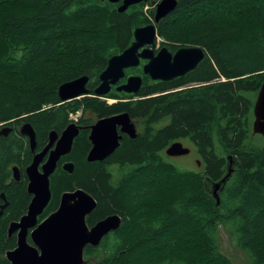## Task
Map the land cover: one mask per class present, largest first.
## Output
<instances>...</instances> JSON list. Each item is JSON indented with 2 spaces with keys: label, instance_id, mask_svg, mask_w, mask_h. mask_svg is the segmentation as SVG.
I'll use <instances>...</instances> for the list:
<instances>
[{
  "label": "trees",
  "instance_id": "1",
  "mask_svg": "<svg viewBox=\"0 0 264 264\" xmlns=\"http://www.w3.org/2000/svg\"><path fill=\"white\" fill-rule=\"evenodd\" d=\"M120 3L0 0V126H10L0 134V192L7 201L0 264L15 245L9 223L31 198L23 171L33 152L18 128L30 123L36 152L50 131L59 135L71 121L81 128L49 177L51 198L38 220L56 209L62 192L76 188L96 201L88 224L119 215L115 230L84 249L87 264H235L222 250L221 231L247 264H264V139L252 130L264 81V0H176L155 23L157 44L171 52L199 46L204 58L167 81L150 79L140 63L125 69L141 76L137 93L112 87L99 97L93 89L108 59L130 45L136 27L154 21L153 0L122 12ZM82 75L89 92L61 102L59 85ZM122 111L135 121L136 136L122 134L110 156L87 161L89 125ZM174 141L191 145L195 168L169 160L165 149ZM64 161L73 163L72 173ZM227 174L216 203L212 185Z\"/></svg>",
  "mask_w": 264,
  "mask_h": 264
},
{
  "label": "water",
  "instance_id": "2",
  "mask_svg": "<svg viewBox=\"0 0 264 264\" xmlns=\"http://www.w3.org/2000/svg\"><path fill=\"white\" fill-rule=\"evenodd\" d=\"M111 3L120 0H108ZM147 0H121L118 11L126 10L130 5ZM176 0H159L155 7L154 21L136 27L133 31V41L123 51L112 55L106 67L99 74V83L93 89L96 96L106 95L111 86L125 76V69L137 67L141 60L142 72L152 80L167 81L182 76L193 70L204 58L205 52L199 46H182L175 51H169L161 46L155 51L157 31L155 23L168 14L175 6ZM87 75L63 82L58 87V97L61 102L84 96L89 92L86 87ZM142 84L139 75H128L126 81L117 85L116 90L126 93H137ZM81 126L70 122L58 135L50 131L48 142L38 152L33 154L31 163L25 168L27 177V192L32 195L27 211L15 221L9 223L8 235L16 232V247L7 250L6 259L10 264H84V249L86 246H97L101 239L115 230L121 221L117 214L108 215L88 227L86 217L95 208V199L81 188L61 193L57 208L46 218L38 222V216L47 206L51 191L49 177L54 172L62 156L69 154L74 138ZM9 128L0 130L5 135ZM20 134L28 137L31 150H34L35 133L29 122L22 123L18 128ZM252 130L264 139V81L261 83L253 105ZM122 134L134 138L137 134L135 121L127 111L100 117L89 125L88 139L91 147L86 155L89 162L103 161L119 146ZM190 149L180 141H174L165 149L169 157L189 153ZM199 165V162H198ZM62 168L71 173L73 163L65 161ZM15 179L19 171L12 169ZM229 174V172H228ZM212 185V193L219 202L217 190L220 182ZM4 200V195L0 194ZM4 207V204L1 208ZM1 214V213H0ZM34 245L27 242L28 230Z\"/></svg>",
  "mask_w": 264,
  "mask_h": 264
},
{
  "label": "rangeland",
  "instance_id": "3",
  "mask_svg": "<svg viewBox=\"0 0 264 264\" xmlns=\"http://www.w3.org/2000/svg\"><path fill=\"white\" fill-rule=\"evenodd\" d=\"M158 41H157V43H158ZM4 53H5L4 50L1 49L0 50V56L4 55ZM108 102H110V101H108ZM78 116H79V112L75 113V114H71V118H77ZM137 130H138V127H137ZM185 146L191 147V145H188L186 143H185ZM195 159H198V157L193 152H191L187 156L170 157L169 160L173 164H175L181 168H195ZM220 244H221V247H222V250L224 251V253H226L235 264H247L246 259L238 251H236L233 248V246L229 243L226 234L222 231L220 233Z\"/></svg>",
  "mask_w": 264,
  "mask_h": 264
},
{
  "label": "flooded vegetation",
  "instance_id": "4",
  "mask_svg": "<svg viewBox=\"0 0 264 264\" xmlns=\"http://www.w3.org/2000/svg\"><path fill=\"white\" fill-rule=\"evenodd\" d=\"M153 1H154V3H155V6H156V4L158 3L159 0H153ZM154 47H156V46H154ZM158 48H160L159 45H158L157 48H155V51L158 50ZM140 63L144 64V63H145V60H141ZM142 64H141V65H142ZM139 65H140V64H139ZM139 65H138V66H139ZM132 75H135V74H132ZM127 76H128V75H126V73H125V76H124L123 78H121V79L118 81L117 84L111 86V88L113 87V88L116 89V86H117V85H119V84H121V83H123V82L126 81V77H127ZM122 79H124V81H121ZM111 88H110V90H111ZM117 91H118V90H117ZM107 101H110V102L112 101V102H113L114 100H113V99H107ZM110 102H109V103H110ZM3 128H9V130H8L7 133L5 134V135H7V134L9 133V131H10V126H9V125H6V124H5V125H1V126H0V130L3 129ZM136 129H137V127H136ZM18 131H19V130H18ZM2 135H3V134H2ZM26 137H27V136H26ZM27 138H28V137H27ZM28 144H29V140H28ZM182 144L185 146V144H184L183 142H182ZM35 146H36V145H35ZM29 148H30V145H29ZM42 148H43V147H42ZM189 148H190L189 153H187V154H185V155H180V156H187V155H189V154L192 152V151H191V147H189ZM34 150H35V148H34ZM34 150H31V148H30V151L33 152V154L35 153ZM40 150H41V149H40ZM40 150H38V151H40ZM38 151H36V152H38ZM180 156H173V157H180ZM32 158H33V156H32ZM197 160H198V159H195V162H196ZM31 161H32V160H31ZM64 162H65V161H64ZM64 162H63V163H64ZM30 163H31V162H30ZM63 163H62V164H63ZM27 166H28V165H27ZM27 166H26V167H27ZM56 166H57V165H56ZM14 167H16V168L18 169V171H19L18 179H15V178H14L13 171H12V169H13ZM26 167H25V168H26ZM25 168H24V170H25ZM71 173H72V172H71ZM23 174H24V176H25V178H26V191H27V181H28V180H27V177H26V175H25V171H23ZM20 175H21V171H20V169L18 168V166H16V165L12 166V168H11V176H12V178H13L14 180L18 181L19 178H20ZM49 186H50V184H49ZM27 193H28V192H27ZM0 194H3V195H4V193H2V192H0ZM29 195H30L31 198H32V195H31V194H29ZM31 198H30V200H31ZM0 200L2 201V203H0V213L2 214V210H3V208L7 205V201H6V199H5V195H4V200H2V198H0ZM49 201H50V200H49ZM29 202H30V201H29ZM48 203H49V202H48ZM3 204H4V207L1 208V206H2ZM28 204H29V203H28ZM47 205H48V204H47ZM27 208H28V206H27ZM56 208H57V207H56ZM44 209H45V208H44ZM54 210H55V209H54ZM26 211H27V210H26ZM90 213H91V212H90ZM41 214H42V213H41ZM41 214H40V215H41ZM49 214H50V213H49ZM40 215H39V216H40ZM88 215H90V214H88ZM88 215H87V216H88ZM39 216H38V217H39ZM47 216H48V215H47ZM47 216H45L44 218H46ZM20 217H21V216H20ZM20 217H19V218H20ZM44 218H43V219H44ZM43 219L38 220V222L42 221ZM17 220H18V219H17ZM98 220H100V219L95 220V221H94L93 223H91V224H88L87 222H86V223H87L88 227H91V226H92L93 224H95V222H97ZM11 222H12V221H11ZM30 230H31V229L28 230L27 242H28L30 245H34L33 242H32V240H31V238H30V235H29ZM109 233H110V231H109L104 237H106ZM12 234L15 235V245H14L11 249H13V248L16 247V241H17V239H16V232H13ZM12 234H11V235H12ZM104 237H103V238H104ZM103 238H102V239H103ZM102 239H101V241H102ZM101 241H100V242H101ZM99 244H100V243H99ZM99 244H98V245H99ZM98 245H97V246H98ZM89 246H90V245H89ZM86 247H87V246H86ZM86 247H85V248H86ZM91 247H96V246H91ZM6 260H7V259H6ZM84 260H85V263H84V264H87V260H86V259H84ZM6 264H10V262L7 260V263H6ZM91 264H96V262L92 260V261H91Z\"/></svg>",
  "mask_w": 264,
  "mask_h": 264
}]
</instances>
